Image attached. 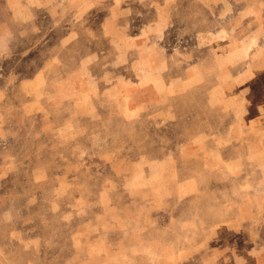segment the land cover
I'll use <instances>...</instances> for the list:
<instances>
[{"label":"rangeland","instance_id":"1","mask_svg":"<svg viewBox=\"0 0 264 264\" xmlns=\"http://www.w3.org/2000/svg\"><path fill=\"white\" fill-rule=\"evenodd\" d=\"M0 264H264V0H0Z\"/></svg>","mask_w":264,"mask_h":264}]
</instances>
